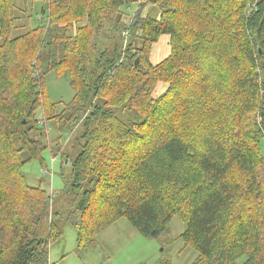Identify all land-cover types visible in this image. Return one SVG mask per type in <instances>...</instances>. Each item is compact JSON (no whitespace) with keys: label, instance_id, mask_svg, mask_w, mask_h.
<instances>
[{"label":"trees","instance_id":"trees-1","mask_svg":"<svg viewBox=\"0 0 264 264\" xmlns=\"http://www.w3.org/2000/svg\"><path fill=\"white\" fill-rule=\"evenodd\" d=\"M33 1L0 0V264H48L53 196L69 198L79 247L120 217L158 239L178 215L185 230L164 243L193 247V264H264V0H39L27 27ZM111 31L122 45L99 51ZM50 72L67 73L70 101L49 99ZM49 121L56 141L77 126L82 140L58 194L23 172L42 164Z\"/></svg>","mask_w":264,"mask_h":264},{"label":"rangeland","instance_id":"rangeland-1","mask_svg":"<svg viewBox=\"0 0 264 264\" xmlns=\"http://www.w3.org/2000/svg\"><path fill=\"white\" fill-rule=\"evenodd\" d=\"M41 6V1H33L32 15L27 17L25 26L33 27L36 24ZM136 6V2H130L125 10L133 13ZM143 12L149 13L152 17H158L160 10L155 5L148 3L144 6ZM108 24L107 21L106 26ZM105 35L106 38H104ZM105 35L98 39V50H107L109 54L118 51L122 45L119 33L111 31L106 32ZM168 51L167 36L162 35L150 49L152 62H157L165 57ZM159 56L160 58H158ZM45 82L46 93L51 101H62L63 103L70 101L73 96V89L66 72L62 74L50 72L47 74ZM161 87L159 84L157 91ZM38 115L41 117V112ZM47 132L48 145L41 152L42 164L39 159H33L23 166V172L28 184L38 185L41 183V186L49 194L52 192L58 194L64 188V179L68 178L70 172L69 164L68 162L65 163L63 158L66 156L73 158L80 151L82 140L76 144L80 127H74L73 130L70 128L61 130L59 141H56L59 135L57 125L52 121L48 122ZM72 132L78 134L72 135ZM46 168L48 174L42 175L41 169L45 170ZM68 199L53 196L49 200L50 205L47 214L42 217L38 228L39 236L45 237L49 231L51 215L54 212L57 214L53 216V220L61 230V236L49 246V250L52 252L51 255H48V264H157L161 257L160 248L162 244L170 264H193L195 261L197 252L193 247L184 246L179 239H176L175 243L172 241V245L169 246L164 243L165 239L177 238L185 230V223L178 215L172 217L169 233L158 239L143 236L125 217H120L99 231L94 241L79 247L76 228L64 220L71 209L67 204ZM179 247L180 251H178ZM241 261L242 259L239 260L238 264Z\"/></svg>","mask_w":264,"mask_h":264},{"label":"bare ground","instance_id":"bare-ground-1","mask_svg":"<svg viewBox=\"0 0 264 264\" xmlns=\"http://www.w3.org/2000/svg\"><path fill=\"white\" fill-rule=\"evenodd\" d=\"M12 5H13V4H12ZM45 5H46V3H45ZM58 13H59V12H58ZM38 21H39V20H38ZM44 24H45V23H44ZM47 24H48V23H47ZM43 26H44V25H43ZM44 39H46V38H44ZM43 41H44V40H43ZM43 41H42V42H43ZM55 41H56V40H55ZM59 44H61V43H59ZM61 45H62V44H61ZM40 46H41V45H40ZM59 48H60V47H59ZM61 48H62V47H61ZM56 49H58V48H56ZM60 50H61V49H60ZM60 50H59V51H60ZM61 52H62V51H61ZM38 54H39V53H38ZM61 54H62V53H61ZM35 56H36V55H35Z\"/></svg>","mask_w":264,"mask_h":264},{"label":"crops","instance_id":"crops-1","mask_svg":"<svg viewBox=\"0 0 264 264\" xmlns=\"http://www.w3.org/2000/svg\"><path fill=\"white\" fill-rule=\"evenodd\" d=\"M158 58H160V56H159ZM51 252H52V250H49V253H48V254L51 255ZM48 260H49V259H48Z\"/></svg>","mask_w":264,"mask_h":264},{"label":"water","instance_id":"water-1","mask_svg":"<svg viewBox=\"0 0 264 264\" xmlns=\"http://www.w3.org/2000/svg\"><path fill=\"white\" fill-rule=\"evenodd\" d=\"M138 62V58L135 59L134 63L136 64Z\"/></svg>","mask_w":264,"mask_h":264}]
</instances>
